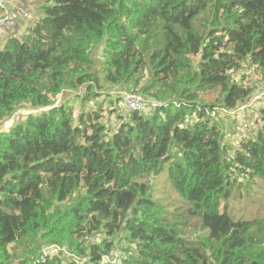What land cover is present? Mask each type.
<instances>
[{
	"label": "trees",
	"instance_id": "1",
	"mask_svg": "<svg viewBox=\"0 0 264 264\" xmlns=\"http://www.w3.org/2000/svg\"><path fill=\"white\" fill-rule=\"evenodd\" d=\"M37 15L0 46V125L20 114L0 130V264H264V218L234 216L264 183V108L230 145L218 118L253 94L233 74H264V0H43ZM116 87L144 107L105 108Z\"/></svg>",
	"mask_w": 264,
	"mask_h": 264
},
{
	"label": "rangeland",
	"instance_id": "2",
	"mask_svg": "<svg viewBox=\"0 0 264 264\" xmlns=\"http://www.w3.org/2000/svg\"><path fill=\"white\" fill-rule=\"evenodd\" d=\"M13 1H16V3L13 4ZM42 2L43 0H5L6 11L18 20H23L25 18L24 13H26L27 18L24 20L28 25L33 23L31 20L34 19L37 9ZM233 77L237 80H242L245 84L250 86L253 90V94L251 95L249 102L246 103L247 105L245 107H242L233 113L221 111L220 113L223 116H221L219 113L218 118L227 128L226 132H228V136L226 137L225 141L229 145L243 136L248 127L252 126L260 119V109L264 108V74H261L257 68H251L250 66H247V68L244 70L233 74ZM125 91L126 90L123 87H116L114 89L107 90L108 97L113 98L111 102L108 100L106 101L107 105L105 108H111L114 106V102L116 101L118 102V109L124 108L123 99L124 94L126 93ZM31 112L32 110L21 112V115L27 113L29 114ZM17 116H20V114L18 113L14 119H11L6 124L0 125V130L11 127ZM108 122L113 127L118 123V119L117 117L112 116L109 118ZM253 190L256 192H252L253 196L249 201L244 199L240 202L234 203V216L236 220L248 221L264 218V183H256L248 190L244 189L243 192H250ZM166 191L168 192L170 199L177 198L175 193L169 190ZM159 194H164V190L160 189ZM160 198L164 199L162 196H160ZM165 202L167 203L168 201L166 200ZM198 229L199 227L197 226L195 220H191V222L184 227V231L187 234L191 233L194 236L199 235L200 232Z\"/></svg>",
	"mask_w": 264,
	"mask_h": 264
},
{
	"label": "crops",
	"instance_id": "3",
	"mask_svg": "<svg viewBox=\"0 0 264 264\" xmlns=\"http://www.w3.org/2000/svg\"><path fill=\"white\" fill-rule=\"evenodd\" d=\"M2 2V6L4 8V17H10V20L8 22H6V24H4L3 29L0 31V46L2 47V45L11 37H15V36H20L25 32V29L27 27V23L24 20L25 18H27V14L24 13V19L23 20H18L15 19L13 15H11L10 13H8L6 11V4H5V0H1ZM13 4L16 3V1L12 2ZM38 15L36 13L35 17L33 20H31L32 22H34L37 19Z\"/></svg>",
	"mask_w": 264,
	"mask_h": 264
},
{
	"label": "built area",
	"instance_id": "4",
	"mask_svg": "<svg viewBox=\"0 0 264 264\" xmlns=\"http://www.w3.org/2000/svg\"><path fill=\"white\" fill-rule=\"evenodd\" d=\"M10 20V17H5L0 20V31L3 29L4 24ZM124 104L130 110H141L144 107L145 99L134 92H126L124 94ZM106 258L105 260H107ZM104 260V261H105Z\"/></svg>",
	"mask_w": 264,
	"mask_h": 264
},
{
	"label": "water",
	"instance_id": "5",
	"mask_svg": "<svg viewBox=\"0 0 264 264\" xmlns=\"http://www.w3.org/2000/svg\"><path fill=\"white\" fill-rule=\"evenodd\" d=\"M0 4H2L1 0H0Z\"/></svg>",
	"mask_w": 264,
	"mask_h": 264
}]
</instances>
